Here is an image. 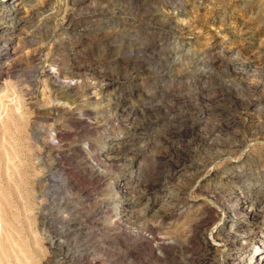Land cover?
I'll return each instance as SVG.
<instances>
[{
  "label": "rangeland",
  "instance_id": "rangeland-1",
  "mask_svg": "<svg viewBox=\"0 0 264 264\" xmlns=\"http://www.w3.org/2000/svg\"><path fill=\"white\" fill-rule=\"evenodd\" d=\"M0 264H264V0H0Z\"/></svg>",
  "mask_w": 264,
  "mask_h": 264
},
{
  "label": "bare ground",
  "instance_id": "bare-ground-1",
  "mask_svg": "<svg viewBox=\"0 0 264 264\" xmlns=\"http://www.w3.org/2000/svg\"><path fill=\"white\" fill-rule=\"evenodd\" d=\"M2 1H4V0H2ZM9 1V0H8ZM10 7V6H9ZM12 22V21H11Z\"/></svg>",
  "mask_w": 264,
  "mask_h": 264
}]
</instances>
